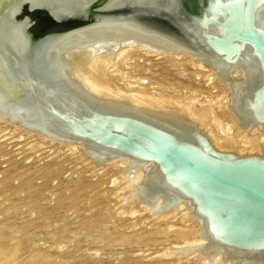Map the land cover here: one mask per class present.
<instances>
[{"label": "water", "instance_id": "95a60500", "mask_svg": "<svg viewBox=\"0 0 264 264\" xmlns=\"http://www.w3.org/2000/svg\"><path fill=\"white\" fill-rule=\"evenodd\" d=\"M120 21L208 63L237 125L264 134V0H0L1 110L97 164L148 165L140 200L184 202L206 252L264 264V142L260 156L218 152L194 125L97 99L65 75L60 38Z\"/></svg>", "mask_w": 264, "mask_h": 264}, {"label": "rangeland", "instance_id": "374dc122", "mask_svg": "<svg viewBox=\"0 0 264 264\" xmlns=\"http://www.w3.org/2000/svg\"><path fill=\"white\" fill-rule=\"evenodd\" d=\"M69 52L64 65L72 60L69 70L80 67L78 79L88 91L127 99L139 109L160 104L186 110L216 139L218 150L259 154L252 147L257 142L242 145L224 89L184 58L113 54L94 71L102 82L88 74L95 64L86 47ZM20 128L0 120V264L207 263L197 224L181 211L160 216L143 206L136 190L140 180L126 174L122 162L97 164L81 147Z\"/></svg>", "mask_w": 264, "mask_h": 264}, {"label": "bare ground", "instance_id": "6f19581e", "mask_svg": "<svg viewBox=\"0 0 264 264\" xmlns=\"http://www.w3.org/2000/svg\"><path fill=\"white\" fill-rule=\"evenodd\" d=\"M57 46H58V60L60 61L61 65H62V68H63L65 75L72 82H74L77 86H79L84 91H86L88 94H90L91 96H93L97 99H100L103 95L99 96V94L96 95L95 93L91 92V90L88 91L89 88L88 87L86 88V86L83 84V82H81L80 79H78L79 73H82L81 72L82 70L80 69V67H78V66L75 67V69H73V71L69 70L70 69L69 67L72 66L71 65L73 62L72 60H71L72 62L70 61V66H68L69 64H67L66 67L64 65V60L66 59V57L68 58L69 55L72 56V54H69L70 53L69 50L73 49L74 47L76 48V46H79V48H85V47L87 48V52H86L87 54L86 55L87 56L89 55L91 58L90 60L94 61V64H95V68L91 72L88 71V74L91 73L90 75H93L94 78H96L98 80L102 81V79H100L99 76L96 75V72L94 73L95 69L98 67L99 63L102 60L109 58L110 55H113V54H116L118 56V55H124V54L126 55V54H129L131 52H136V53L137 52H143V53H150V54H153L155 56H164V57H170V58H174V59L184 58L186 61L193 64L194 66H196L200 69H204L206 72H208L209 75L219 83L220 87H222L224 89V91L227 93L228 100H229V90H230L229 83L227 81L223 82L218 77V73H214L215 70L211 69V67L208 63H204L202 60H200L196 57H192L191 55H189L187 53L181 52L177 47H174L172 44L167 43V42L163 41L162 39H160L156 36L146 34L142 31L138 30L137 28L130 26L128 23L123 22V21L100 24V25H96V26L90 27V28L85 29V30H81L78 32H74V33L65 35L62 38H60ZM73 57H75V55ZM89 64H91V63H89ZM103 66H104V64H103ZM98 68H100V67H98ZM101 68H103V67H101ZM71 69H72V67H71ZM103 97L105 98L104 101L106 100L108 102L115 103V104L121 103L119 105H124V106H130V107L134 106L133 103L127 99L126 100L125 99L119 100V99H115V98L108 97V96H103ZM100 100H103V99H100ZM156 102H158V101H156ZM135 103H137V102L135 101ZM151 104H152V102H151ZM159 105L160 104H154V105H150V107L142 108V109L149 111V112H152V113H156V114H160V115H163L166 117L173 118V119L178 120L180 122H187V123L194 125L197 129H199L207 137L212 148H214L218 152L228 153L225 150L220 151L221 150L220 148H219L220 150L217 149L218 148L217 144L214 141L216 139L214 138V140H213L212 136L209 135L208 130H206L204 128V126L202 127V125L199 124L200 122L198 123V121H194L197 118L194 119L191 116H189L187 113L188 111L181 110V109L176 110V108H173V107L162 108V107H159ZM134 107L139 108L136 105ZM229 113H230V116L232 118V122H233L234 126L236 127V130L238 131V133L240 135V136L239 135L238 136L244 138V141H242V145L245 141L257 142V145L253 144L255 146H252V147H254V150H256V152H257V150L259 151V154H258L259 156L262 155V145L261 144L264 142V134L258 135L257 125H253V126L249 127L248 130L241 129L237 125V123H236L235 119L233 118L230 110H229ZM202 116L204 117L205 115H202ZM192 119H194V120H192ZM0 120H2L4 122H7V121L9 122V120H10L8 118V116H6L5 113L1 110V108H0ZM13 124L20 128V126H18L16 123H13ZM20 129L29 133V131H27L26 129H24L22 127ZM30 133H33L36 136L38 135L37 137H39L42 140L54 141V142L59 143V144H64V146L66 145L72 149H73V147H81L82 149L81 148L80 149L83 150V145L78 144V143L63 142L61 140H56L52 137H44L43 135H41L39 133H35V132H30ZM217 141H218V139H217ZM228 142L231 143V141H228ZM251 142H250V144H252ZM239 153H242V152H239ZM234 154L237 155L238 157H241L240 155H238V153H234ZM254 154H256V153H254ZM251 155H253V154H251ZM90 158H92V157H90ZM115 161L122 162V166L124 167L123 169H125L126 166H128V164H129V162L127 160L120 158V157L107 158L101 164L115 162ZM117 165H118V162H117ZM125 171H127L126 174L130 175L131 178H133L135 180L139 179L141 181L142 178L144 177V175L148 171V165L144 166L141 169H139L138 166H133L131 168H126ZM139 201L146 203L143 205V203L141 202L143 206L147 205V208H149L152 211L158 212L160 214V216L161 215L172 216L174 213L181 211L190 220H192L194 223H196L197 224L196 226L198 228L200 227L198 222L194 221V219L189 214V208L185 207L184 202H178L176 205H173L171 207H167V206H164L161 204V201H162L161 197H158L153 202L148 201V200H140V199H139ZM179 214H181V213H179ZM198 242L202 243L201 245H203L202 249L204 250V253H202L203 252L202 249H200V248L199 249L201 250L200 252L202 253L201 257L204 254V259L206 258L205 260H207V263H208V260H210V263H211V261L214 262V261H218L219 259L222 260V258H221L222 254L220 252H216L214 250L206 252V250L208 249L207 239L200 236ZM204 242H206L205 245H204ZM198 247H200V246H198ZM187 248H189V247H187ZM194 249H197V248H194ZM185 250H184V252H185ZM187 253L189 254V251L184 253V254L186 255ZM185 255H183V256H185ZM207 263H205V264H207ZM223 264H230V261L225 260ZM233 264H260V263H245L244 260H240V261L235 262Z\"/></svg>", "mask_w": 264, "mask_h": 264}]
</instances>
